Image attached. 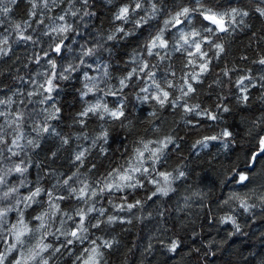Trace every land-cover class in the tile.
<instances>
[{"label":"clouds","instance_id":"9594fccd","mask_svg":"<svg viewBox=\"0 0 264 264\" xmlns=\"http://www.w3.org/2000/svg\"><path fill=\"white\" fill-rule=\"evenodd\" d=\"M0 264H264V0H0Z\"/></svg>","mask_w":264,"mask_h":264}]
</instances>
